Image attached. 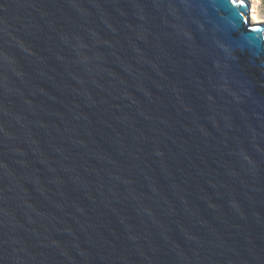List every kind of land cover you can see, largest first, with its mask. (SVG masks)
<instances>
[{"label":"water","instance_id":"1","mask_svg":"<svg viewBox=\"0 0 264 264\" xmlns=\"http://www.w3.org/2000/svg\"><path fill=\"white\" fill-rule=\"evenodd\" d=\"M249 6L0 0V264H264Z\"/></svg>","mask_w":264,"mask_h":264},{"label":"bare ground","instance_id":"2","mask_svg":"<svg viewBox=\"0 0 264 264\" xmlns=\"http://www.w3.org/2000/svg\"><path fill=\"white\" fill-rule=\"evenodd\" d=\"M242 1V0H241ZM249 3L248 0H245ZM261 0H252V6H249L248 10V17L250 24H264V12L260 9V3Z\"/></svg>","mask_w":264,"mask_h":264},{"label":"rangeland","instance_id":"3","mask_svg":"<svg viewBox=\"0 0 264 264\" xmlns=\"http://www.w3.org/2000/svg\"><path fill=\"white\" fill-rule=\"evenodd\" d=\"M248 1H249L250 6H252L251 5L252 4V0H248ZM259 5H260L259 7H260L261 11L264 12V0H261Z\"/></svg>","mask_w":264,"mask_h":264},{"label":"snow or ice","instance_id":"4","mask_svg":"<svg viewBox=\"0 0 264 264\" xmlns=\"http://www.w3.org/2000/svg\"><path fill=\"white\" fill-rule=\"evenodd\" d=\"M236 2V0H233V3H235Z\"/></svg>","mask_w":264,"mask_h":264}]
</instances>
